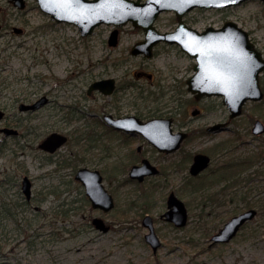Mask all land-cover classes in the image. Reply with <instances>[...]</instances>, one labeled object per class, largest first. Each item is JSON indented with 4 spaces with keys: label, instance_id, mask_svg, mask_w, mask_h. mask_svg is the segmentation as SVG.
Masks as SVG:
<instances>
[{
    "label": "rangeland",
    "instance_id": "374dc122",
    "mask_svg": "<svg viewBox=\"0 0 264 264\" xmlns=\"http://www.w3.org/2000/svg\"><path fill=\"white\" fill-rule=\"evenodd\" d=\"M26 1V7L18 9L8 0H0L1 16L6 15L0 19L24 29L18 34L11 28V32L5 31L0 37V107L8 113L17 112L22 124L19 131L24 134L20 138L28 137L17 143L12 136L5 138L0 132V264H264V208L255 206L257 215L229 243L210 245L211 235L233 213L245 209L247 201L238 192L236 201L205 204L199 192H192L194 183L206 180L205 186L215 190L224 182L211 185L204 175L191 185L188 178L191 157L196 152L211 154L223 145L211 164L217 169L232 159L240 160L263 150V139L253 138L252 126L258 118L264 121V99L248 101L243 114L232 119L227 130L197 135L207 124L227 121L229 116L221 97L201 99L196 104L202 114L191 118L188 124L196 132L184 144L183 152L163 157L151 145L143 144L146 156L154 164L165 166L166 173L142 183L128 179L126 167L136 159V153L102 128L91 133L90 144L87 139L76 142L72 134L69 143L48 156L37 146L42 138L38 134L65 131L82 123L77 119L65 126L62 117L70 105H74L73 113L68 115L91 111V98L86 91L93 79L115 76L120 84L128 83L135 79L134 70L146 68L156 72V81H161L166 89L176 85V99L185 106L192 95L186 79L193 73L195 60L179 45L168 43L157 46L152 57L131 54V46L144 38V31L131 23L120 27L119 42L112 46L108 38L113 25H100L93 34L83 37L75 24L56 22L39 8L36 0ZM226 20L246 29L264 52L261 0H246L225 9L196 8L185 15V21L198 30L209 25L219 27ZM177 23L175 12L165 11L156 26L169 31ZM74 71L78 86H65L64 79ZM261 77L264 84V72ZM42 86L43 91H49L51 102L32 114L20 111L18 102L30 100L32 91L38 87L41 90ZM121 95L135 100L136 94L130 89ZM169 95L162 98L168 100ZM158 98L156 92L145 94L146 113ZM188 106V114H184V107L177 112L176 126L190 119L189 113L196 105L191 102ZM86 130L81 127V132ZM59 161L61 166L56 165ZM83 165L103 171L104 182L116 200L110 212L102 213L86 202L84 189L74 180V171ZM248 172L253 178L249 183L253 189L247 200L258 202L264 198V155ZM23 175L33 182L30 202H25L21 190ZM59 185L64 189H58ZM171 191L188 209V222L183 227L160 216L167 209L166 199ZM146 213L154 217L162 241L157 253L144 240L147 228L142 225V218ZM96 215L111 224L108 231L94 228L91 218Z\"/></svg>",
    "mask_w": 264,
    "mask_h": 264
},
{
    "label": "water",
    "instance_id": "95a60500",
    "mask_svg": "<svg viewBox=\"0 0 264 264\" xmlns=\"http://www.w3.org/2000/svg\"><path fill=\"white\" fill-rule=\"evenodd\" d=\"M19 8H25V0H9ZM245 0H37L39 7L57 22H68L78 26L82 36H88L94 29L105 23L115 26L132 22L135 27L145 31V39L131 47L132 54L144 53L152 55V49L160 41L178 43L190 56L195 57L194 74L187 79L188 89L195 94L196 99L204 95L222 96V102L229 110V118L242 114L247 101H261L264 90L260 83V72L264 70V56L251 41L249 32L240 27L233 20L226 21L221 27L208 26L202 32L190 27L183 16L190 10L200 8H225L237 5ZM264 1V0H263ZM174 10L178 25L173 31L159 32L154 25L158 15L163 11ZM20 32L21 28L15 27ZM119 30L115 28L109 37L110 45H117ZM115 88L113 77L92 82L88 93L99 89L110 93ZM47 97L41 98L33 104L21 103L20 109H35L46 102ZM193 113H197V109ZM4 112L0 110V118ZM107 122L116 128L129 132L143 134L159 150L172 152L179 148L187 132H173L171 119L151 118L142 121L134 115L112 119L105 116ZM227 122H218L208 127L209 131L225 129ZM6 134H16L14 128L2 129ZM254 134L264 132V122L256 119L252 127ZM68 137L60 132L53 131L47 135L39 146L47 151L54 152L67 141ZM210 162L205 153H197L190 167L193 175L203 171ZM157 172L147 159L140 165H135L130 171V177L142 181L146 175ZM77 180L85 186V193L94 208L109 211L115 206L113 195L106 189L103 176L98 169L81 167L75 174ZM23 192L29 198L32 193L31 180L23 177ZM168 209L162 214L167 221L182 227L187 224L188 211L184 201L174 192L167 200ZM257 214L255 208H249L232 216L212 236L213 242H228L241 226L253 219ZM96 228L107 231L110 227L101 217L93 218ZM148 229L145 235L146 242L156 252L162 242L156 232L153 217L145 215L142 221Z\"/></svg>",
    "mask_w": 264,
    "mask_h": 264
},
{
    "label": "flooded vegetation",
    "instance_id": "af4514ba",
    "mask_svg": "<svg viewBox=\"0 0 264 264\" xmlns=\"http://www.w3.org/2000/svg\"><path fill=\"white\" fill-rule=\"evenodd\" d=\"M10 3L13 6H15L12 2H10ZM2 11L3 10L0 9V17H2V18L5 17L6 18V15H2L1 16ZM11 28L13 29V31L15 33H18V34L24 32L23 28L20 27L21 31L18 32V31L15 30V26H12V24L8 20L0 19V37L3 36V33L5 31L6 32H11V30H10ZM251 40H252V38H251ZM254 43H255V46L259 49V47L257 46L256 42H254ZM161 44H167V43L161 41V42H159L157 44V46H159ZM262 53L264 55V52H262ZM154 54H155V49H154ZM194 64H195V62L193 63V68H192L193 72H194ZM263 72H264V70L260 74V83H261L262 88L264 89V84L262 83V77H261ZM76 77H77V73H76V71H74V73H72L70 76H68L67 78L64 79L65 80L64 81V85L68 86V85L72 84L73 87H77L78 84L76 82ZM109 77L115 78V88H114V90L112 92L105 93L103 91H100L99 89H94L90 93H88V88H87V91H86L87 95L91 98V105H92L91 111H89L88 113L87 112H81V114L79 116H76V113H75L74 116L73 115H68V113H73V110H71L72 109L71 107L74 106V105H70L69 106L70 110L66 111L64 113L65 115L62 117V121L65 124V126H68L71 123V121H75L77 119L79 120V122H82V123L74 126L73 129H68V130H65V131H58V132H61V133L65 134L68 137L67 141L64 144H62L59 148H61L65 144L69 143V141L71 140L72 134L75 135L76 142L81 143V142H83L82 140H86L87 139V142L90 144L89 139H90V137H92L91 133H93V132H95V133L97 132L98 133L99 129L102 128L105 131H108L109 133L114 134L117 137L116 140H115L116 142L121 141L122 145H124L126 147H129L132 151H134L136 153V159L133 162H131L130 165H128L126 167V169L128 170V172H127L128 173V179L130 181L142 183V182H145L146 180H148L152 176L163 177L165 175V173H166V167L161 165V164H154L153 161L150 160L146 156V154H145V152L143 150V144L146 143V144L151 145L163 157L164 156L168 157V156H172L173 154H176V153H179V152H183L184 144L186 143V141H188L191 138H193V135L195 134L194 132H196V131H192L188 124L191 121V118L197 117V116L202 114V109L200 107H198L196 103H198L201 99L206 98L208 96H204V97H202L200 99H196L195 95L191 93L192 95H191V98L189 99L190 100L189 103L192 102V104L194 103L196 106H194V108L189 113V115L191 114L190 119L186 120V121L184 120L183 122H179L181 124V126L178 127V126H176L177 120L179 119L177 117V112H182L181 110L184 107V111H183L184 114H188L189 106L187 107V105L189 103L187 102L186 103L187 105L182 106L183 102H181V99L180 100H178V98L176 99V97H177V94H175V91H177L176 85H171V86H169L168 89H166L165 85H163L161 83V81H159V82L156 81L157 80L156 79V72L155 71H151V70L146 69V68H140V69L134 70L135 79L133 81H128V83L120 84V79H118L115 76H104V77L96 78V79H93L92 82L97 81V80H101V79H104V78H109ZM186 83H187V79H186ZM152 87H154V88H152ZM130 89H132V93L133 94H136L135 95V100L134 99H129V97L127 98V97H124V96L121 95L122 92H126L128 90L130 91ZM153 92L158 93L159 94V98H158L157 103L155 104V106L151 107L148 110V113H146L144 111L146 105L143 104V98L145 97V94H147V93L148 94H152ZM167 93H170V95L168 97V100H164L162 98V95H165ZM31 95H32V98L30 100L23 101L24 99H22L20 102L16 101V102H18V109L20 111L26 112V113H30V114L35 113L38 110H40L42 107H44L45 105L50 103L51 100H52L49 97V91L48 90L43 91V86H42L41 90L39 89V87L35 91L33 90ZM214 96H217V95H214ZM43 97H47L46 102L42 103L37 108H35V109H31V108L30 109H20V104L21 103L33 104V103L39 101ZM155 99H157V96L155 97ZM186 107H187V109H186ZM196 109H197V113H193L194 110H196ZM0 110H2L4 112V114L0 118V132L4 134V137L8 138V137L12 136L13 138L16 139L15 142H17V143H19L22 140H27L28 137L20 138V136H22L23 133H21L19 131V127H21L22 124H20L18 119H17V112L13 111L12 113H8L7 110L2 108V107H0ZM130 115H134V116H136L137 118H139L142 121H147V120H149L151 118H168V119H171V128H172L173 132L176 133L178 131H184V132H187V136L182 140L179 148H177L176 150H174L172 152L161 151L153 143H151L143 134H141L139 132H129V131H126L124 129L116 128L113 125L109 124L107 122V120L105 119V116H110L112 119L116 120V119L124 118V117L130 116ZM184 116H186V115H184ZM69 117H74V118L70 119ZM218 122H220V121H218ZM218 122H214V123H218ZM211 124H213V123H211ZM211 124H207L203 129H199V131L197 132V135H202V134L213 135V134H216L218 132L224 131V129L221 130V131H217V132L216 131L215 132L214 131H209L208 127L211 126ZM5 127L14 128L18 132L16 134H6L2 130ZM81 127H83L84 129H87V130L81 132ZM227 129L228 128H225V130H227ZM55 131H57V130H55ZM51 132H53V131H51ZM51 132H46L44 134L43 133L38 134V136L41 135L42 138L38 141L37 146H38V148L40 150H42L45 153H47L48 156H53L54 154H56L58 152L59 148H57L54 152H50V151L42 149L39 146V144ZM33 134H37V133H35L33 131ZM253 136H254L253 137L254 139H263V142H262V145H263V143H264V132L261 133V134H255V135L253 134ZM90 146H92V145H90ZM89 149H91V147ZM218 150L219 149L215 150V152L211 153V154L205 153V152H202V151L194 153L193 156L191 157V162H190V165L188 167V169H189L188 172H189V175H190V176H188V178H190L189 182L191 183V185H192V183L194 181L193 178H195L197 180L200 177L202 178L204 175L205 176L207 175L206 178L209 181V184H211V185L217 184L218 182H220V183L224 182L222 187L217 188L215 190L214 189H211V190L209 189L206 192V194H207V197L205 196V200L206 201L205 200L203 201V203H205V204H221L222 205V204H225V203H229L230 201H236V197L238 195V192H240V189L238 190L236 188H238L240 186L241 182L236 180L235 178L231 177V178H228V180L225 179V178H222L220 180L213 179V177L216 176V174L217 175H221L220 172L221 171L223 172L224 166H225V163H224L223 165L219 166L217 169L211 168V164H212L213 158L215 157L216 152ZM197 153H205V154H207L210 157V162H209V165L203 171H201L197 175H193V174L190 173V167H191V165H192V163L194 161V156ZM144 159H147L152 166H155V168L157 169V172L154 173V174L146 175L142 181H139L138 179H135V178H131L130 177V171H131L132 167L135 166V165L142 164ZM61 164L62 163L60 161L56 163L57 166H61ZM81 167H88L90 169H98L101 172L102 176H103V183L104 184H105V182H104L105 181V177H104L103 171L101 169H99V168H96V167H90V166L83 165V166H79L78 168H76V170L74 171V180L79 183L80 189H84L82 191L84 193L83 194L84 198L87 199V201L90 203V205H91V207L93 209L101 211L102 213H108L111 210H113L115 208V206H116V200H115V206L109 211H104L101 208H94L92 206L91 201L89 200L88 196L85 193V189H86L85 186L81 183V181L77 180L76 177H75V174L77 173L78 169H80ZM126 169H125V171H127ZM24 176L25 175H23V177ZM23 177L21 179V190H22V192H23V187H22L23 186ZM222 177H224V175ZM204 182L206 183V180ZM105 187L113 195V193L108 189L106 184H105ZM57 188L58 189H64L61 185H59V187H57ZM31 189H33L32 180H31ZM192 189H194V186H192ZM215 191H219V193L216 196H215V193H214ZM171 192H174V191H171ZM50 193L57 194V192H55V191L50 192ZM23 194L25 196L24 198L26 199L25 202H27V201L30 202L33 199L32 193H31V196L29 198L25 195L24 192H23ZM169 194H168V196H169ZM168 196H167L166 202L168 200ZM239 196L241 197V195H239ZM113 197H114V195H113ZM213 198H214V200H213ZM114 199H115V197H114ZM249 208H252V207L247 206V207H245V209L239 210V211L233 213V215H231V217L236 215V214H238V213H241L242 211H245V210H247ZM167 209H168V204H167ZM167 209L165 211H167ZM147 214H149V213H146L145 215H147ZM162 214L160 215L161 217H162ZM95 217H101L105 221V224L109 225V227L111 228V224L107 223L106 219L104 217H102V216H99V215L93 216L91 218V224L94 226V228H96L94 223H93V218H95ZM143 218H142V221H143ZM162 218H164V217H162ZM153 220H154V224H155L154 217H153ZM168 222H170V221H168ZM171 223H173V222H171ZM142 225H143V223H142ZM96 229H98V228H96ZM155 229H156V227H155ZM98 230H101V229H98ZM101 231H103V230H101ZM147 231H148V229H147ZM103 232H106V231H103ZM215 233H213L211 235V237H210V240H211L210 245L219 244V243H229L238 234L237 233L228 242H213L212 241V236ZM146 234H147V232L144 234V240L145 241H146V239H145V235ZM161 246H162V244H161ZM159 248H158V250H159ZM152 251H153V249H152ZM157 251L156 252L153 251V252L157 253Z\"/></svg>",
    "mask_w": 264,
    "mask_h": 264
},
{
    "label": "trees",
    "instance_id": "16d2710c",
    "mask_svg": "<svg viewBox=\"0 0 264 264\" xmlns=\"http://www.w3.org/2000/svg\"><path fill=\"white\" fill-rule=\"evenodd\" d=\"M264 146V143H263ZM224 146L222 145L220 148H223ZM220 148H215V150L220 149ZM264 155V147L262 151H256L253 153H249L245 156H242L240 160H230L227 163H225L224 170L223 172L221 171V175H217L213 177L215 180H220L222 178H225L228 180V178H235L236 180L240 181V186L238 187L240 189L241 198L243 200H246L247 206L249 207H255L259 206L264 208V198L259 199L258 202L256 201H251L247 200L248 196L251 194V190L253 189V186H251L249 183L250 181H253V178L251 176V173H249V169L252 167L253 163L256 162L257 160H261ZM224 175V177H222ZM194 181H198L195 178H193ZM236 188V189H238ZM209 190L207 186H205L204 182L202 181V184L194 183V189H192V192H199V196L201 199V202L205 200V196L207 197L206 192ZM53 192V191H51ZM215 196L219 193V191H215ZM214 195V194H213ZM86 202L88 203L87 199H85ZM214 200V198H213ZM206 201V200H205Z\"/></svg>",
    "mask_w": 264,
    "mask_h": 264
}]
</instances>
